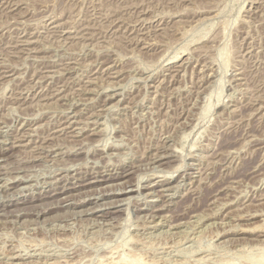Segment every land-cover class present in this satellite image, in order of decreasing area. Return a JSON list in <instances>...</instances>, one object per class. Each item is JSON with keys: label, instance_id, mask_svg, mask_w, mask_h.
<instances>
[{"label": "rangeland", "instance_id": "obj_1", "mask_svg": "<svg viewBox=\"0 0 264 264\" xmlns=\"http://www.w3.org/2000/svg\"><path fill=\"white\" fill-rule=\"evenodd\" d=\"M0 264H264V0H0Z\"/></svg>", "mask_w": 264, "mask_h": 264}, {"label": "bare ground", "instance_id": "obj_2", "mask_svg": "<svg viewBox=\"0 0 264 264\" xmlns=\"http://www.w3.org/2000/svg\"><path fill=\"white\" fill-rule=\"evenodd\" d=\"M223 79V78H222ZM221 81V80H220ZM224 81V80H223ZM219 84V83H218ZM222 84V83H221ZM224 84V83H223ZM220 85V84H219ZM222 86V85H221ZM217 87H218V85H217ZM216 89V88H215ZM220 89V88H219ZM220 91V90H219ZM217 94H218V90H217V92H216ZM215 93V94H216ZM223 93V92H222ZM214 94V95H215ZM217 94H216V97H217ZM222 95V94H221ZM222 96H224V95H222ZM212 98V97H211ZM218 98H219V96H218ZM223 98V97H222ZM213 99H217V98H213ZM211 100V99H210ZM214 101V100H213ZM210 105V104H209ZM70 121H72V120H70ZM75 127V126H74ZM166 155V154H165ZM173 155V154H172ZM159 159V158H158ZM91 177V176H90ZM94 180V179H93ZM154 183V182H153ZM130 184V183H129ZM105 186V185H104ZM103 187V186H102ZM109 187V186H108ZM136 188V187H135ZM96 189V188H95ZM163 189V188H162ZM169 189V188H168ZM115 190V189H114ZM123 190V189H122ZM132 190V189H131ZM164 190V189H163ZM106 191V190H105ZM118 192V191H117ZM120 192V191H119ZM77 193V192H76ZM170 193V192H169ZM156 194V193H155ZM171 195V194H170ZM72 197V196H71ZM96 197V196H95ZM121 199V198H120ZM69 201V200H68ZM64 204V203H63ZM103 204V203H102ZM111 206V205H110ZM105 208H107V207H105ZM89 210V209H88ZM87 210V211H88ZM45 211V210H44ZM91 212V211H90ZM104 212V211H103ZM85 215V214H84Z\"/></svg>", "mask_w": 264, "mask_h": 264}]
</instances>
